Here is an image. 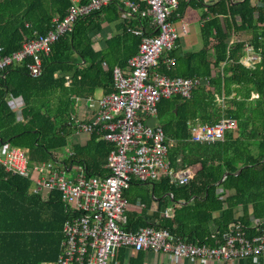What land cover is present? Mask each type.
<instances>
[{
    "label": "trees",
    "instance_id": "obj_1",
    "mask_svg": "<svg viewBox=\"0 0 264 264\" xmlns=\"http://www.w3.org/2000/svg\"><path fill=\"white\" fill-rule=\"evenodd\" d=\"M90 1L79 0V4ZM71 6L72 0H0V56H10L26 42L54 30L55 20L61 22ZM190 6L203 9L202 49L167 52L161 58L165 64L159 61L153 72L209 80L208 86L195 88L189 100L175 97L158 105L157 119L169 145L170 166L173 170L190 168L193 176L180 187L167 177L153 182L155 196L172 195L178 205L173 215L161 216L157 211L159 222L148 224L130 214L124 229L163 228L187 243L213 247L223 243L232 225L240 224L247 238L264 229V0L206 4L181 0L172 17L181 18ZM122 9L114 2L80 17L73 30L53 44L50 55L43 57L40 77L29 75V60L0 73V149L6 145L25 149L31 163L58 161V150L71 145L69 138L78 129L74 97H92L97 89L111 94L114 68L126 69L140 45L141 39L128 29L141 25L146 34L153 33L148 18L133 14L135 25L125 21L107 41L109 54L97 52L91 34L101 30L103 23L116 21ZM248 45L261 55L253 67L243 64ZM167 59L175 63L168 67ZM223 96V102H217ZM12 100L20 101L19 112L12 109ZM222 119L238 122L236 130L226 132L224 141H189L191 122L212 125ZM71 150L68 165L83 167L87 177L109 175L107 162L114 145L98 133L90 135L86 145H72ZM30 187L29 180L12 176L0 163V264H42L56 261L60 254L67 209L59 195L45 200L31 193ZM130 264H143L142 253H136ZM240 264L258 263L248 258Z\"/></svg>",
    "mask_w": 264,
    "mask_h": 264
},
{
    "label": "built area",
    "instance_id": "obj_2",
    "mask_svg": "<svg viewBox=\"0 0 264 264\" xmlns=\"http://www.w3.org/2000/svg\"><path fill=\"white\" fill-rule=\"evenodd\" d=\"M116 0H91L80 5L72 0L66 17L55 20L54 30L26 42L10 56H0V73L25 63L29 75H42L43 57L50 55L52 46L65 33L73 30L74 23L83 16L100 11ZM181 0H122L131 13L150 19L152 34L142 27L128 32L141 39L138 52L128 61L126 69L115 67L113 91L97 101V114L92 121L78 122V131L87 135L98 133L102 140L114 145L106 177H87L84 168L58 162L31 163L28 151L6 145L0 149V163L7 173L31 182L32 193L49 200L58 194L65 205L68 218L63 225V241L56 261L42 264H112L119 251L134 253L153 252L173 259H199L205 262L235 263L253 258L264 263V229L247 238L240 224L232 225L218 246L187 243L169 230L152 226L137 232L124 229L129 202L125 191L134 181L152 184L167 177L175 186L187 185L193 176L190 168L173 170L169 161V145L160 125H150L157 119L161 100L180 97L189 100L194 89L208 84L201 77H169L153 72L160 59L177 47L178 31L172 20ZM238 3L242 0H229ZM184 33L187 32L183 25ZM248 60L255 66L261 61L248 45ZM171 67L174 59L166 60ZM153 72V74H152ZM11 107L21 110L19 100ZM238 128L234 119H222L209 125L199 121L189 124L192 143L224 141L226 132ZM71 155V154H70Z\"/></svg>",
    "mask_w": 264,
    "mask_h": 264
},
{
    "label": "crops",
    "instance_id": "obj_3",
    "mask_svg": "<svg viewBox=\"0 0 264 264\" xmlns=\"http://www.w3.org/2000/svg\"><path fill=\"white\" fill-rule=\"evenodd\" d=\"M114 2L123 7L121 14L118 15V19L110 23L108 22L103 23L101 30L94 31L91 34L94 49L97 52H101L103 55L109 54L110 49L108 47L107 41L112 36L119 33L117 30L118 26L123 24L125 21H130L131 23H133V25H135V23L137 22L136 17L133 16L134 13L130 12V10L122 2V0H116ZM197 22H199L200 27H201L202 23L200 19H198ZM138 27H142V26L139 25L134 28H138ZM148 28L152 30L150 26V19H149ZM177 28L183 29V26L180 24V25H177ZM183 34L186 35L184 31H183ZM193 34L194 36H191V37L189 35H186V38L179 35V38L177 40V43H179V46L176 47L179 52H180L181 47H185L186 49H188L189 47H193V45H199V46L201 45L200 41L196 39V33L194 32ZM231 39L233 40V37H231ZM198 51L200 50L192 51L190 49L188 51H181V52L184 54L188 52H198ZM160 62H163V64H165L164 59H161ZM243 64L246 67H249L252 63L250 62V60H248V57H246L243 61ZM203 79H207V78H203ZM203 85L208 86L209 83L208 84L204 83ZM103 96H106L104 90L97 89V91L95 92V95L92 97H88L84 99L74 97L72 109L74 112L75 119L78 122L92 121L95 115L97 114V109H98L97 101H99V99H101ZM254 97H256V95H254ZM224 99H225L224 96L222 98H217V102L221 103L223 102ZM149 124L150 125H160L158 119L149 120ZM89 139H90L89 135L79 132L78 129L76 132L74 131L71 137L69 138V143L71 145H69L66 148L58 150V152L60 150H65V149L67 150V153L65 156L60 155V160L58 162H61V164L63 165L64 164L68 165L66 161L68 160L69 156L73 155V152L71 150L72 145L84 146L87 144V141ZM72 165L75 166L76 164H72ZM135 186H147L149 188V193L144 196H141L139 194H133L132 190H133V187ZM154 187L155 186L153 184H142L137 181H134L131 184V186L127 189V200L129 202V207L126 212V217L130 214H137L140 217V220L142 222L152 224V223L159 222V220L155 217V213L157 211L160 212L161 216L171 217L173 215L174 209L178 205L173 202L172 195L168 192L164 194L160 193L159 195L155 196ZM30 192L32 193L31 187H30ZM240 210L241 209L237 210L239 214L242 213V211ZM210 227L212 229V223H210ZM213 229H215V227ZM138 253H142L143 264H240V261L235 262V263H225V262H210V261L205 262L199 259H182V258L173 259L169 255H162V254L159 255V254H154L153 252H149V251L148 252H138ZM133 257H136V253L131 252L129 250L122 249L119 251L115 261L112 264H130L131 259ZM261 264H264V263L261 262Z\"/></svg>",
    "mask_w": 264,
    "mask_h": 264
},
{
    "label": "rangeland",
    "instance_id": "obj_4",
    "mask_svg": "<svg viewBox=\"0 0 264 264\" xmlns=\"http://www.w3.org/2000/svg\"><path fill=\"white\" fill-rule=\"evenodd\" d=\"M204 4L209 3L213 0H202ZM203 13V9L202 7H193L190 6L186 9V11L184 12V16H182L181 18H174L173 22L174 25L176 26V29L178 31V34L184 38H186V35L194 36V32L196 33V39L200 41L201 45H193V47H189L188 49H186L185 47H181L180 51H188V50H192V51H197V50H201L202 46H203V42L201 39V34H200V24L199 22H197L198 19H200L201 15ZM184 25L186 26L187 32L185 33L186 35L183 34V29L181 28H177V25ZM242 39H248L246 37H241ZM234 40V38H233ZM232 39H230L231 42H233ZM198 48V49H197ZM61 156H65L67 153V150H60L58 152ZM133 194H139L141 196L147 195L149 193V188L147 186H135L133 187L132 190Z\"/></svg>",
    "mask_w": 264,
    "mask_h": 264
},
{
    "label": "water",
    "instance_id": "obj_5",
    "mask_svg": "<svg viewBox=\"0 0 264 264\" xmlns=\"http://www.w3.org/2000/svg\"><path fill=\"white\" fill-rule=\"evenodd\" d=\"M228 176V174L226 173L222 179V181ZM184 204V203H183Z\"/></svg>",
    "mask_w": 264,
    "mask_h": 264
}]
</instances>
